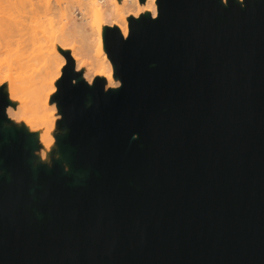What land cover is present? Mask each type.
<instances>
[{
	"label": "water",
	"instance_id": "95a60500",
	"mask_svg": "<svg viewBox=\"0 0 264 264\" xmlns=\"http://www.w3.org/2000/svg\"><path fill=\"white\" fill-rule=\"evenodd\" d=\"M157 1L106 28L119 87L66 52L68 169L0 90V264H264V0Z\"/></svg>",
	"mask_w": 264,
	"mask_h": 264
},
{
	"label": "bare ground",
	"instance_id": "6f19581e",
	"mask_svg": "<svg viewBox=\"0 0 264 264\" xmlns=\"http://www.w3.org/2000/svg\"><path fill=\"white\" fill-rule=\"evenodd\" d=\"M76 4L67 7L69 18L68 26L64 32L65 37L71 38L72 54L77 68L83 71L90 84L95 77L106 80V88H115L121 84V79L116 76L115 64L110 58L105 41L107 27H118L124 37L130 32V17H140L141 14H158L157 0H75ZM243 3L244 0H238ZM227 3V0H224ZM4 10V2L0 0V13ZM81 14L80 16L78 15ZM3 14H0V18ZM58 53L50 62H44L41 66L29 58L16 75L10 78L9 93L11 104L7 111L18 119H25L28 131L41 136H50L56 139L58 118L50 101V92L45 87L55 84L60 78L63 66L66 63ZM55 76V78H54ZM25 83V95L20 96L18 86L15 83ZM41 93L37 98L32 94ZM64 163V162H63Z\"/></svg>",
	"mask_w": 264,
	"mask_h": 264
},
{
	"label": "rangeland",
	"instance_id": "374dc122",
	"mask_svg": "<svg viewBox=\"0 0 264 264\" xmlns=\"http://www.w3.org/2000/svg\"><path fill=\"white\" fill-rule=\"evenodd\" d=\"M4 2L3 14L0 18V90L3 89L10 99L9 84L10 78L15 79L16 75L22 70L24 63L31 58V61L38 64L52 61L54 53L66 60L63 70L67 65L68 59L66 52H70L72 57L71 38L63 34L68 26L69 18L67 7L76 2L75 0H2ZM76 4V3H73ZM152 14V13H151ZM80 16L81 14L78 13ZM142 15V14H141ZM135 17V16H131ZM130 17V18H131ZM75 60V59H74ZM76 62V61H75ZM76 70L83 71L79 68ZM63 74V71H62ZM62 75L55 84L45 87L46 92H50V101L54 108L55 116L58 118V130L56 139L50 136L36 135V145L34 163H46L49 167L53 166L55 159H62L64 167L69 168V163L59 148L58 136L67 132L66 127H62L61 106L57 99L58 85ZM55 78V76H54ZM97 77L94 78L93 82ZM119 78V77H118ZM89 82V81H88ZM18 86L20 96H26L25 83L15 82ZM117 85L115 88L119 87ZM41 93L32 94L36 98ZM11 104V101H10ZM9 104V106H10ZM8 106V107H9ZM7 107V109H8ZM8 114V111H7ZM9 116V114H8ZM5 127L17 126L27 129L26 120H15L10 115V119L4 122ZM28 130V129H27ZM2 170L0 169V174Z\"/></svg>",
	"mask_w": 264,
	"mask_h": 264
}]
</instances>
